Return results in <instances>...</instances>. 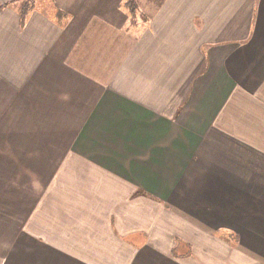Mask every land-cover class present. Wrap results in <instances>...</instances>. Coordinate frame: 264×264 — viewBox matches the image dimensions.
I'll return each instance as SVG.
<instances>
[{"label": "crops", "instance_id": "1", "mask_svg": "<svg viewBox=\"0 0 264 264\" xmlns=\"http://www.w3.org/2000/svg\"><path fill=\"white\" fill-rule=\"evenodd\" d=\"M0 264H264V0H0Z\"/></svg>", "mask_w": 264, "mask_h": 264}, {"label": "rangeland", "instance_id": "2", "mask_svg": "<svg viewBox=\"0 0 264 264\" xmlns=\"http://www.w3.org/2000/svg\"><path fill=\"white\" fill-rule=\"evenodd\" d=\"M26 164H27V162H23L22 166L20 164L18 165V173H22L25 171V169H26L25 165ZM27 180H32V177L30 176V174H28Z\"/></svg>", "mask_w": 264, "mask_h": 264}, {"label": "trees", "instance_id": "3", "mask_svg": "<svg viewBox=\"0 0 264 264\" xmlns=\"http://www.w3.org/2000/svg\"><path fill=\"white\" fill-rule=\"evenodd\" d=\"M132 0H130V2H131ZM23 17V16H22Z\"/></svg>", "mask_w": 264, "mask_h": 264}]
</instances>
